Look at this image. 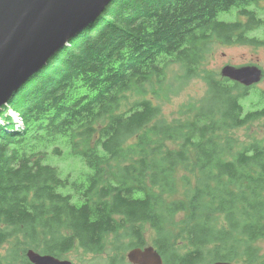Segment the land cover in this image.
<instances>
[{
	"label": "trees",
	"instance_id": "1",
	"mask_svg": "<svg viewBox=\"0 0 264 264\" xmlns=\"http://www.w3.org/2000/svg\"><path fill=\"white\" fill-rule=\"evenodd\" d=\"M233 10V22L217 20ZM259 10L264 0H110L71 37L0 110V264H30L28 250L99 253L107 234L122 251L144 247V225L163 264H255L264 140L232 155L220 135L263 119L264 92L199 64L215 45L263 46ZM173 66L205 94L167 115ZM62 146L82 164L73 179L50 163ZM177 171L184 198L167 200Z\"/></svg>",
	"mask_w": 264,
	"mask_h": 264
},
{
	"label": "water",
	"instance_id": "2",
	"mask_svg": "<svg viewBox=\"0 0 264 264\" xmlns=\"http://www.w3.org/2000/svg\"><path fill=\"white\" fill-rule=\"evenodd\" d=\"M109 1L0 0V110L71 37L94 21ZM220 75L244 87L257 85L263 76L257 66L229 65ZM26 258L30 264H71L33 250L26 252ZM126 259L131 264H163L153 246L131 249Z\"/></svg>",
	"mask_w": 264,
	"mask_h": 264
},
{
	"label": "rangeland",
	"instance_id": "3",
	"mask_svg": "<svg viewBox=\"0 0 264 264\" xmlns=\"http://www.w3.org/2000/svg\"><path fill=\"white\" fill-rule=\"evenodd\" d=\"M262 7V4L259 5ZM258 15L264 20V11L259 10ZM235 11H230L229 13H220L217 17L219 21L233 22L235 20ZM257 37L262 40V34L257 33ZM242 67V66H257L262 71V80L254 86V90H261L264 92V45L257 48L247 47V46H226V45H215L211 54L204 56L203 60L199 64L200 72H213L217 73L219 76L220 71L225 66ZM173 78L175 75L181 77L178 74L177 66H173V72L170 74ZM170 75L168 77L171 79L173 84L171 91L169 92V101L162 102V109L167 115H174L177 112V108L184 103L188 102H198L205 94V85L203 80L196 76L192 78L189 84H183L182 79L175 80ZM175 80V81H174ZM252 90L250 97L243 102L245 110L255 108L250 103L256 101V95ZM151 97V95H148ZM138 97L134 96L130 98L129 104L135 101ZM126 104L123 105L122 109H125ZM9 115H13L9 112ZM18 120V119H16ZM231 137L235 142V148L232 155L241 149V146H246L251 143L254 139L263 141L264 140V118L252 122L250 125L229 131L220 135L221 139ZM62 155H65L67 148L62 146ZM51 157V156H50ZM228 157V159H230ZM50 163L52 166L56 167L62 177L70 176L71 179L75 178L79 171L83 169L82 164L76 158H69L68 156L63 157H52ZM84 172V171H83ZM185 175L182 171H177V193L176 195L170 196L167 200H181L184 198V186L181 181V177ZM66 193L67 190H60ZM185 216V215H183ZM181 214L176 215L174 219L176 223L180 221L183 217ZM174 222V223H175ZM117 235L107 234L104 236V244L101 252L99 253H86L82 249H74L71 253H66V256L61 258H67L72 261L73 264H110L112 258H116L117 264H129L126 260L127 250L122 251L120 244L121 239L115 240ZM156 234L148 226H143V239L145 246H153V240ZM124 240V239H123ZM177 240H179L177 238ZM175 241L174 243H176ZM258 251V259L255 264H264V240H260L254 243ZM232 264H244L243 261Z\"/></svg>",
	"mask_w": 264,
	"mask_h": 264
},
{
	"label": "flooded vegetation",
	"instance_id": "4",
	"mask_svg": "<svg viewBox=\"0 0 264 264\" xmlns=\"http://www.w3.org/2000/svg\"><path fill=\"white\" fill-rule=\"evenodd\" d=\"M145 247V246H144ZM136 248H142V247H136ZM132 249H134V248H132ZM131 250V249H130ZM129 251V250H128ZM127 251V252H128ZM72 252V251H71ZM71 252H69V253H71ZM67 254L65 253V254H63V256H66ZM62 256V257H63ZM55 259H58V260H60V261H68V262H70L71 264H73V262L72 261H70V260H68L66 257L65 258H58V257H55V256H53ZM162 257V256H161ZM127 260V259H126ZM162 261H163V258H162ZM129 264H131V263H129Z\"/></svg>",
	"mask_w": 264,
	"mask_h": 264
},
{
	"label": "bare ground",
	"instance_id": "5",
	"mask_svg": "<svg viewBox=\"0 0 264 264\" xmlns=\"http://www.w3.org/2000/svg\"><path fill=\"white\" fill-rule=\"evenodd\" d=\"M14 116V115H13ZM17 116V115H16ZM16 116H14V117H16Z\"/></svg>",
	"mask_w": 264,
	"mask_h": 264
}]
</instances>
